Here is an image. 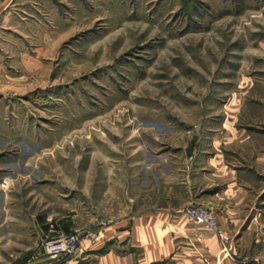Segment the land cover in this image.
<instances>
[{"label":"rangeland","instance_id":"rangeland-1","mask_svg":"<svg viewBox=\"0 0 264 264\" xmlns=\"http://www.w3.org/2000/svg\"><path fill=\"white\" fill-rule=\"evenodd\" d=\"M218 161L264 188V0H0V264L203 206L181 181Z\"/></svg>","mask_w":264,"mask_h":264},{"label":"crops","instance_id":"crops-1","mask_svg":"<svg viewBox=\"0 0 264 264\" xmlns=\"http://www.w3.org/2000/svg\"><path fill=\"white\" fill-rule=\"evenodd\" d=\"M201 170L205 172H196L195 177L181 181L188 188L185 204L211 208L224 241L190 223L180 212L183 204L172 203L168 196L162 195L150 208L132 217L128 227L127 222L117 225L114 235L106 241L82 239L74 256L58 264H166L167 260L176 264H264V188L254 191L238 176L237 169L226 170L220 161ZM176 192L173 190L171 194L176 197L179 194ZM58 231L68 234L76 229L67 224ZM243 234L250 235L246 239L248 245H244ZM111 238L124 242L131 251L101 252ZM41 258L44 257L32 256L19 264Z\"/></svg>","mask_w":264,"mask_h":264},{"label":"built area","instance_id":"built-area-1","mask_svg":"<svg viewBox=\"0 0 264 264\" xmlns=\"http://www.w3.org/2000/svg\"><path fill=\"white\" fill-rule=\"evenodd\" d=\"M183 213L190 223L199 226L203 230L210 231L220 238L223 237L217 219L210 209L199 205H190L183 210ZM51 232H55L56 234L52 235L50 239L45 242L43 251L39 256L60 255V257L39 264H55L65 256L74 254L78 249L81 239L79 233L63 234L54 229H51ZM82 237L93 239L96 237V234L87 232Z\"/></svg>","mask_w":264,"mask_h":264},{"label":"water","instance_id":"water-1","mask_svg":"<svg viewBox=\"0 0 264 264\" xmlns=\"http://www.w3.org/2000/svg\"><path fill=\"white\" fill-rule=\"evenodd\" d=\"M59 257H60V255H50V256H46V257L41 258V259L28 261L25 264H39V263H42V262H45V261H48V260H53V259L59 258Z\"/></svg>","mask_w":264,"mask_h":264}]
</instances>
